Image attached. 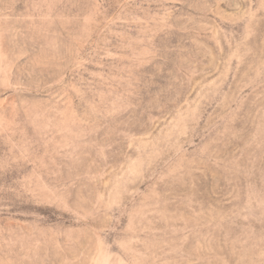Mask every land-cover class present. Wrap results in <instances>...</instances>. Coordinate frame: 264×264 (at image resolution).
<instances>
[{"label":"rangeland","instance_id":"1","mask_svg":"<svg viewBox=\"0 0 264 264\" xmlns=\"http://www.w3.org/2000/svg\"><path fill=\"white\" fill-rule=\"evenodd\" d=\"M0 264H264V0H0Z\"/></svg>","mask_w":264,"mask_h":264}]
</instances>
